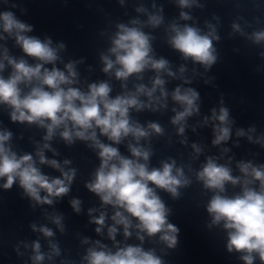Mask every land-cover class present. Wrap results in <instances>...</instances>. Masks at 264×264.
I'll return each instance as SVG.
<instances>
[{
	"label": "clouds",
	"instance_id": "1",
	"mask_svg": "<svg viewBox=\"0 0 264 264\" xmlns=\"http://www.w3.org/2000/svg\"><path fill=\"white\" fill-rule=\"evenodd\" d=\"M119 2L123 4V0ZM174 2L181 9L178 18L166 21L163 6L155 3L154 12L140 5L135 11L145 14L146 20L132 18L127 23L117 22L110 34L101 31V36L107 35L108 46L99 51V63L107 79L91 82L78 70V65L85 63L84 57L64 61L61 53L67 51L65 42L54 44L49 36L41 39L29 35L34 30L32 24L18 18L13 10L0 11V41L14 39L22 52L19 57L13 56L0 44V106L7 110L12 123L24 126V131L34 127L42 132L40 140L29 137L33 152L18 150L11 143L14 133L0 122V189L11 190L18 185L21 199L27 198L33 211L39 206L47 221L28 225L45 239L47 250L40 238L19 240L14 245L19 257L28 255L25 264H56L57 260L59 264H76L54 239L56 231L61 235L67 232L65 214L55 205L69 195L79 169L72 166V158L61 162L46 156V152L60 156L52 146L54 140L69 148L82 142L99 161L84 183L100 201V208L88 209L89 223L96 225L97 234L102 235L106 228L113 243L109 247L100 240L82 238L81 244L91 246L80 257V264H169L165 257L178 249L181 229L169 221L173 208L161 193L175 203L189 190L193 191V199L197 195L207 197L203 206L210 220L205 227L209 231L219 228L224 233V249L229 257L242 264H264V163L241 159L233 168L234 156L224 160L231 149L221 146L232 139L236 120L223 92L210 115L202 116V96L194 86L202 81L205 86L216 87V77L210 73L221 62L218 45L225 39L239 37L245 47L258 50L256 55L264 61V3L232 0L236 14L222 35L223 22L215 12L201 25L198 17L184 10H204L207 0ZM0 4L6 9H19L21 15L27 12L21 0H0ZM161 28L163 42L182 61L175 70L172 61L155 50L154 32ZM6 69H10L7 75ZM86 70L93 71L90 65ZM149 72L152 75L145 83ZM173 80L179 83L169 90L167 85ZM113 81L119 82V92H115ZM169 101L173 105L169 122L180 137L179 144L189 146L185 134L189 127L195 131L211 125V145L219 148V156L206 154L204 145L192 142L186 160L181 153L179 158L167 155L159 159L158 165L152 164L157 154L153 140L163 138L166 145H171L172 134L159 121L141 123L133 113H163L169 109ZM194 117L202 119L190 125L189 119ZM234 134L236 147L239 138H246L248 143L264 149V132L257 135L255 124L247 129L236 127ZM121 145L127 155L121 152ZM45 165L59 175L46 174L41 167ZM82 203L75 197L69 200L76 214L81 213ZM108 207L112 210L110 216ZM95 212L99 215H92ZM121 229L125 240L135 232L140 243L121 246L116 240ZM146 241L151 246L145 248ZM21 246L25 251H20Z\"/></svg>",
	"mask_w": 264,
	"mask_h": 264
},
{
	"label": "water",
	"instance_id": "2",
	"mask_svg": "<svg viewBox=\"0 0 264 264\" xmlns=\"http://www.w3.org/2000/svg\"><path fill=\"white\" fill-rule=\"evenodd\" d=\"M204 2V0H202ZM264 3V0H261ZM22 7L26 8L25 15H21L19 9H6V6L0 4V11L13 10L18 18L32 24L34 30L29 35H37L41 39L49 36L53 39L54 44L63 41L67 45V51L61 53L64 61L69 59L85 58V63L78 65L81 76L87 77L89 82L107 79L100 71L99 51L104 50L108 46L107 35L101 36V31L111 33L115 31L117 22L127 23L132 18L146 20L147 17L143 13H137L136 7L143 5L149 12H154L152 4L157 7L163 6L166 21L178 18L181 9L175 4L174 0H123V4L119 0H21ZM250 7V6H249ZM190 11L191 14L200 19L201 25L203 20L210 17L215 12L223 22L221 34L224 35L229 30L228 24L231 18L236 14V9L232 0H207L206 9H184ZM250 15L251 13H246ZM181 23H191V21H181ZM154 35L157 39L154 41V47L158 55H163L172 61L174 70L178 68L182 61L179 54L173 52L163 42V28L155 30ZM9 49V53L19 57L22 55L18 46H15L14 39L0 41ZM221 53V62L212 69L210 75H214L216 80L214 84L205 86L202 81L194 86L200 91L202 96V116L210 115V109L217 105L219 93L225 94V101L231 108V115L235 118L236 124L233 128L232 139L221 147H228L231 151L224 156V160L234 156L232 163L235 168V162L241 159L254 160L256 163H264V149L259 145L248 143L246 138H239V147L235 146V128L243 127L247 129L252 124L257 126V135L264 132V61L257 55L255 49L245 47L244 42L239 37L234 40H223L218 45ZM239 47L240 52H234L233 49ZM91 66L93 71L88 72L86 69ZM191 66V65H189ZM259 66L260 70L257 71ZM59 67L63 68V64ZM10 69H6L7 75ZM152 73H146L145 83ZM115 92L120 91L119 82L113 81ZM179 81H170L167 85L171 90ZM131 87V81L129 83ZM115 92L113 94H115ZM171 101H169V109L163 113H152L144 111L141 113H133L134 117L139 119L141 123L147 121H159L163 124L168 133L172 134L173 143L166 145L163 138L161 140H153V145L157 150V154L152 158V164L158 165L159 159L167 155L179 158V154H183L185 160L191 152V143L199 142L205 146V153L208 155H220L218 147L211 145L212 130L211 125L205 127H197L195 131L191 127L186 129L189 146L185 147L179 144L180 137L174 134V127L170 124ZM202 117H194L189 119V124H196ZM0 122L14 133L11 141L14 149L33 152L34 146L29 141L32 136L36 140L41 139L42 132L34 127L31 130L24 131V126L18 123H12L7 110L0 106ZM24 131L23 139L20 133ZM52 146L60 151V156L53 157L51 152H46L49 158H55L62 162L64 158H72L73 165L79 169L76 180L72 185L71 192L67 197L55 205V209L65 214V224L67 232L61 235L56 231L54 239L60 242L64 255L80 264V257L85 253L86 248L91 246L81 244L84 237H88L90 241L100 240L102 243L112 246V241L107 237L106 228L104 233L97 234L95 232L96 225L89 223V208H100V201L95 194L87 191L84 183L90 179V174L98 166V159L93 151L87 149L82 142H77L71 148L66 147L63 142L54 140ZM121 152L127 155V149L121 145ZM256 154V155H254ZM203 160V156L200 158ZM223 162V161H222ZM46 174L58 176L59 172L49 167L41 166ZM3 181H0L2 184ZM22 190L18 185H14L11 190L0 189V264H25L28 255L19 257L14 250V245L19 240L31 242L40 238L42 245L47 250L45 239L39 234L34 233L29 228V223L35 221L37 224L47 223L43 220L40 207L35 211L29 208L27 198L21 199ZM164 199L173 208V215L169 217V221L177 224L180 229V245L178 249L173 251L171 255L165 257L169 264H242L229 257L224 249V233L219 228H213L209 231L205 224L210 220L203 204L207 197L196 196L193 199V191L189 190L182 200L173 203L167 194L161 193ZM79 198L82 200V211L76 214L71 209L69 200L71 198ZM52 211L50 206H44ZM111 215V208L106 209ZM92 215L98 216L99 212ZM107 224L111 221L107 220ZM52 226V225H49ZM117 242L122 246L125 243H140L133 235L125 240L122 235V229L116 237ZM145 248L151 246L144 244ZM20 251H25L21 246ZM30 251V250H29ZM30 264V261H28ZM45 264H48L45 261ZM56 264H59L57 260Z\"/></svg>",
	"mask_w": 264,
	"mask_h": 264
}]
</instances>
